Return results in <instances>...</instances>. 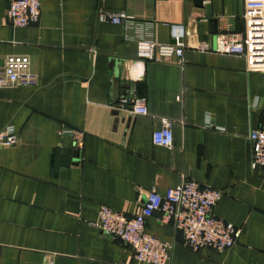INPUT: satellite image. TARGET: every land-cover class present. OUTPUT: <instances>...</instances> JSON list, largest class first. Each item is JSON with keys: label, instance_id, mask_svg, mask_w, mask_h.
Instances as JSON below:
<instances>
[{"label": "crops", "instance_id": "0c3cea01", "mask_svg": "<svg viewBox=\"0 0 264 264\" xmlns=\"http://www.w3.org/2000/svg\"><path fill=\"white\" fill-rule=\"evenodd\" d=\"M9 3L0 0V70L27 56L38 85L0 89V132L13 125L18 141L0 146V264H136L88 223L102 205L136 216L139 191L164 195L187 179L222 192L214 214L241 234L229 251L192 252L154 214L145 230L172 243L169 264H264L263 170L251 169L248 141L264 126V73L197 50L242 33L245 0L205 2L214 35L192 0H43L25 28L7 22ZM100 12L129 20L99 22ZM172 24L187 32L183 65L139 60L136 42L172 43ZM131 93L147 115L118 106ZM160 118L172 121L169 149L152 143ZM63 128L83 134L80 150Z\"/></svg>", "mask_w": 264, "mask_h": 264}, {"label": "built area", "instance_id": "2783aa9c", "mask_svg": "<svg viewBox=\"0 0 264 264\" xmlns=\"http://www.w3.org/2000/svg\"><path fill=\"white\" fill-rule=\"evenodd\" d=\"M42 1L10 0L5 14L7 22L14 28L36 25ZM242 19V33L219 34L214 49L204 43L197 50L242 57L249 72L264 73V0H245ZM128 20L129 16L125 13L100 12L97 15V21L115 25ZM169 29L172 43L138 40L136 57L145 62L183 65L187 32L182 24L169 25ZM37 85V77L30 70L29 57L11 55L5 58L0 70V89ZM129 95L121 98L118 106L129 107V112L134 115H147L145 100L134 97L133 93ZM159 122L160 128L152 133V143L169 149L173 144L172 121L160 118ZM207 127L216 128L208 119ZM60 133L73 137L74 149H81L82 133L68 128H63ZM248 141L251 145L250 167L253 170L262 169L264 179V126L252 130ZM17 142L13 125H6L0 132V146L10 147ZM221 196V191L187 179L181 185L168 189L164 195L154 191H139L137 200L141 210L133 217L102 205L96 219L88 225L112 241L127 245L133 252L136 264H169L172 243L162 241L145 230L147 218L154 214H158L162 223H171L173 229L182 236L184 246L192 252L203 249L229 251L237 244L241 229L215 216L214 207Z\"/></svg>", "mask_w": 264, "mask_h": 264}, {"label": "water", "instance_id": "95a60500", "mask_svg": "<svg viewBox=\"0 0 264 264\" xmlns=\"http://www.w3.org/2000/svg\"><path fill=\"white\" fill-rule=\"evenodd\" d=\"M210 0H192L193 7L196 9L204 10V17L207 19L209 24V33L211 35L217 34V19L211 16L210 6L208 3Z\"/></svg>", "mask_w": 264, "mask_h": 264}]
</instances>
